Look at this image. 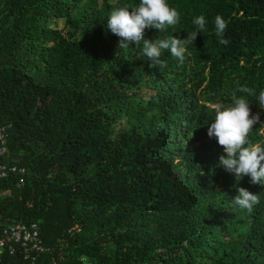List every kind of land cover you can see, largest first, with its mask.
Returning <instances> with one entry per match:
<instances>
[{
    "label": "trees",
    "instance_id": "16d2710c",
    "mask_svg": "<svg viewBox=\"0 0 264 264\" xmlns=\"http://www.w3.org/2000/svg\"><path fill=\"white\" fill-rule=\"evenodd\" d=\"M0 127V264H264V0H0Z\"/></svg>",
    "mask_w": 264,
    "mask_h": 264
},
{
    "label": "built area",
    "instance_id": "2783aa9c",
    "mask_svg": "<svg viewBox=\"0 0 264 264\" xmlns=\"http://www.w3.org/2000/svg\"><path fill=\"white\" fill-rule=\"evenodd\" d=\"M9 127H0V178H6L10 173H22L23 169L7 166L2 160L7 157ZM19 183H23L20 179ZM19 248L24 252V259L35 261L37 256L47 253L41 240L40 226L37 222L16 223L6 226L0 232V254L6 250L13 255Z\"/></svg>",
    "mask_w": 264,
    "mask_h": 264
},
{
    "label": "rangeland",
    "instance_id": "374dc122",
    "mask_svg": "<svg viewBox=\"0 0 264 264\" xmlns=\"http://www.w3.org/2000/svg\"><path fill=\"white\" fill-rule=\"evenodd\" d=\"M56 27H57L58 29H63V28H64V26H63V21H58V23L56 24Z\"/></svg>",
    "mask_w": 264,
    "mask_h": 264
}]
</instances>
